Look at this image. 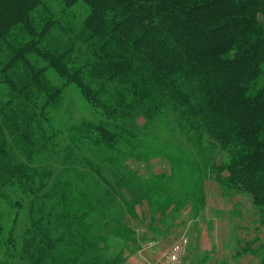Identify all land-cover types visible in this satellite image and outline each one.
<instances>
[{
  "label": "trees",
  "instance_id": "16d2710c",
  "mask_svg": "<svg viewBox=\"0 0 264 264\" xmlns=\"http://www.w3.org/2000/svg\"><path fill=\"white\" fill-rule=\"evenodd\" d=\"M63 2L67 6L83 2L90 8L78 34L89 51L87 70L72 71L75 42L58 39L52 43L48 38L49 43L42 46V38L36 40L51 28L46 22L50 18L39 26L33 21L32 12L41 0H23L17 9L14 6L19 0H2L0 16L5 19L0 20V82L9 85L15 98L26 100L42 117L48 106L59 101L64 86L47 78L48 68L56 71L62 83H77L108 119H132L136 112L154 119L171 107L186 124L182 127L179 121L181 131L192 129L227 152L217 169L226 171L229 187L251 196L264 223V25L257 15L264 10V0ZM198 9L204 21L197 24L196 20L192 30L186 20L195 18ZM201 47L219 51L216 60L200 55ZM32 53L45 64H35L30 59ZM86 71L91 77L88 81L81 76ZM17 76L22 80L18 82ZM89 81L119 85L121 99L115 105L104 103L99 96L102 89H94ZM26 92H33L41 103L36 104ZM250 106L256 115L249 110L245 113ZM0 115L10 121L14 134L32 144L28 115L13 122L1 109ZM73 129L74 139L90 137L96 130V140L108 146L118 138L115 129L104 123L83 122ZM28 171L38 173L16 160L0 124V192L2 185ZM47 251L42 248L40 252ZM33 263L40 264L37 257Z\"/></svg>",
  "mask_w": 264,
  "mask_h": 264
},
{
  "label": "rangeland",
  "instance_id": "374dc122",
  "mask_svg": "<svg viewBox=\"0 0 264 264\" xmlns=\"http://www.w3.org/2000/svg\"><path fill=\"white\" fill-rule=\"evenodd\" d=\"M1 1L0 9L3 8ZM22 1L15 3L14 9L20 7ZM89 10L83 2L67 6L63 0H41L32 12L37 26L50 18L46 22L51 28L44 31V35L36 37L37 41H40L39 37L42 38V46L49 43L48 38L52 43L58 39L67 43L75 42L71 59L73 72L82 68L87 70L84 66L89 51L78 34ZM201 12L198 9L195 18H187L192 30L204 21L200 17ZM257 15L259 22L264 25V10H260ZM4 19L0 16L1 21ZM200 53L203 57L216 60L219 51L204 48ZM30 59L35 64H45L34 53L30 54ZM46 75L55 85L64 84L61 85L63 92L59 101L47 107V118L31 110L26 100L15 98L12 88L0 82V109L8 114L12 122L15 118L28 115L30 124L27 127L34 143L30 145L22 136L14 134L10 121L0 115V124L7 133L10 149L19 163L30 165L38 171L35 174L28 171L24 177H15L1 186V264H34L35 257L40 264H117L121 255H117L118 251L113 247V251L109 249L114 241L125 237L128 232L112 220L108 210L115 216L113 209L119 204L123 212V204L117 196L113 199L115 204L110 202V197L120 190L125 193L133 190L128 182L134 178V174L143 173L138 163L145 160L154 162L162 155L183 152L184 155H177L176 158L195 163L191 180L197 185V206L203 166L211 169L227 185L224 178L226 171L217 169L227 157V152L209 143L206 136L199 137L192 129L181 131L180 123L182 127L185 123L180 121L176 110L169 107L154 119L139 112L133 114L132 119L125 116L119 120L108 119L103 109L89 102L77 83H62L63 79L51 68L47 69ZM81 76H86L87 81L91 79L87 71ZM16 80L21 81L22 78L17 76ZM88 83L94 89H102L99 96L108 105H115L121 99L119 85H102L94 81ZM26 94L36 104L41 103L33 92ZM247 110L256 115L252 106L245 113H248ZM234 114V109L229 110L230 116ZM225 119L228 120L229 116ZM83 122L104 123L115 129L117 142L108 146L97 141L96 130L90 137L72 138L74 126ZM176 165H181V162ZM184 172L190 182L187 171ZM153 178L158 180V187L161 185L159 190H166L168 182L165 185L161 183V180L164 181L163 176ZM167 181L171 182L170 179ZM108 203L114 205L112 209H107ZM188 243L186 238L176 243L169 251V260H178ZM42 248H48L46 254L40 252Z\"/></svg>",
  "mask_w": 264,
  "mask_h": 264
},
{
  "label": "crops",
  "instance_id": "0c3cea01",
  "mask_svg": "<svg viewBox=\"0 0 264 264\" xmlns=\"http://www.w3.org/2000/svg\"><path fill=\"white\" fill-rule=\"evenodd\" d=\"M177 155L184 153L138 163L143 173L125 181L133 190L110 197V202L115 204L117 196L123 204V212L119 204L113 209L115 216L108 210L112 220L128 232L109 249L121 255L119 264H263L264 225L251 196L223 184L203 166L197 206L194 167ZM157 175L164 177V185L168 182L166 190H159ZM109 203L107 209H112ZM185 238L189 243L180 258L169 260L170 249Z\"/></svg>",
  "mask_w": 264,
  "mask_h": 264
}]
</instances>
